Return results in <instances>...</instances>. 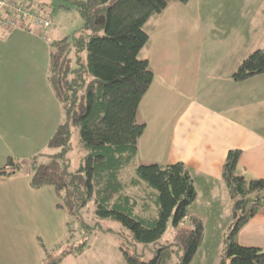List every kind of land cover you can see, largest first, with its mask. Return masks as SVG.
<instances>
[{
  "label": "crops",
  "instance_id": "0c3cea01",
  "mask_svg": "<svg viewBox=\"0 0 264 264\" xmlns=\"http://www.w3.org/2000/svg\"><path fill=\"white\" fill-rule=\"evenodd\" d=\"M190 2L186 5L191 4L190 8L195 9L199 31L200 28L209 32L220 29L222 34L202 36L198 44L190 47L198 49L196 60L193 63L184 58L175 60L176 69L171 75L163 71L162 81L151 68L153 81L137 109V119L146 127L137 142L136 158L127 168L133 170L137 165L152 162L163 166L179 161L194 180L196 195L190 205L201 202L206 209H211L230 205L221 176V164L229 150L241 152L236 167L238 174L264 180V73L239 82L231 78L241 60L257 48L247 37L255 26L250 19L242 24L239 19L228 20L237 19V3L235 7L232 0H227V6L222 8L223 17L219 19L226 22L208 26L203 23H215V19L203 17L210 14L208 3L204 0ZM175 3H170L164 11L171 12L178 4ZM164 11L147 19L149 23L154 22V33L160 32L159 24H155L166 13ZM187 11L174 12L173 19L185 22L182 17ZM186 25H190L188 20ZM180 27L176 23L169 24V35H175ZM31 29L0 32V168L8 158L16 165L13 173L0 175V264L47 262L58 256L57 250L67 237L65 209L56 206L58 198L53 187L34 188L30 184V160L43 156L62 118L61 104L47 80L48 45L59 38L52 39L49 29L40 36L38 28ZM186 48L185 45L177 47L176 59ZM146 60L150 65V58ZM171 88L177 92L172 96L178 99L177 111L170 130L169 150L165 156L157 158L152 153L153 148H149L151 141L146 134L150 126L147 118L154 110L150 96H157L163 89L169 92ZM190 214L202 218L200 214ZM235 237L238 244L264 249V206ZM111 245L114 250L107 256L90 260L92 264H126L118 249V240L113 239ZM86 253L85 248L76 255L70 253L59 264H76Z\"/></svg>",
  "mask_w": 264,
  "mask_h": 264
},
{
  "label": "trees",
  "instance_id": "16d2710c",
  "mask_svg": "<svg viewBox=\"0 0 264 264\" xmlns=\"http://www.w3.org/2000/svg\"><path fill=\"white\" fill-rule=\"evenodd\" d=\"M170 1L188 4L190 0H74L83 25L72 37L49 43L48 75L65 119L58 124L47 147L58 150L49 154V163L30 160V184L34 188L52 186L56 206L73 214L92 200L94 214L111 217L126 227L139 243H154L165 232L167 222L177 226L184 219L192 223L188 231H179L174 245L183 250L179 264H190L201 246L204 226L201 219L188 212L194 201V180L187 167L171 164H140L134 175L124 179L122 172L135 160L139 138L146 124L137 119V109L153 81L148 60L139 57L148 33L147 19L161 13ZM54 17V16H53ZM25 30L31 28L22 27ZM264 73V47L255 49L232 72L239 82ZM79 131L85 154L82 163L67 171L65 155L71 150L70 132ZM240 150L227 152L221 176L232 201L233 220L218 264H264V249L243 246L235 240L237 231L264 206V180L236 172ZM16 165L8 158L0 175L13 173ZM145 183V197L126 193ZM147 197V198H146ZM153 202L156 215L146 216ZM138 208L141 210L138 211ZM142 213V214H141ZM83 243L67 248L42 264H59L64 256L82 252ZM126 264H169L174 248L160 246L149 260L118 248Z\"/></svg>",
  "mask_w": 264,
  "mask_h": 264
},
{
  "label": "rangeland",
  "instance_id": "374dc122",
  "mask_svg": "<svg viewBox=\"0 0 264 264\" xmlns=\"http://www.w3.org/2000/svg\"><path fill=\"white\" fill-rule=\"evenodd\" d=\"M22 1L29 2L30 4L32 3L34 6H39L41 10L54 16L53 25L50 29L48 28L49 35H51L52 39H63L66 36L72 37L75 33H78L83 25L82 18L79 11H77V6L74 4V0ZM232 1L234 6L236 3L238 4V10L235 13L237 19H228L230 20L229 22L237 21L239 19L242 24L250 19L255 26L253 27L252 32L248 31L247 37L250 38L252 46L257 47L256 49L264 47V0ZM204 2L208 3L209 8L207 11L210 12L209 16L206 14L203 16L204 19H215V23L212 24L208 22L203 24L217 26L220 22H226L219 19L220 17H223L222 8L227 6V0H204ZM170 3H175V1H170ZM170 3L167 5V8ZM177 5L174 6L176 10L172 9L171 12H169V10L164 11L166 13L160 17L159 22L155 24V26L159 24L157 28L160 32L154 33V22H147L143 27L144 31H147V33L149 32L148 36L150 34V38L148 37L149 39L147 40L146 45L138 54L141 59L150 58V69L153 68V71L155 70L157 72L156 76L159 81L164 80L165 72L170 75L173 73V69H176L175 64H173L175 60L179 61V59L184 58L191 60L192 63L196 60L198 57V49H191L190 47L198 44V42L201 41L202 36L209 38L213 33L216 34V37L222 34V30L220 29H217L214 32H209L200 28L201 30L199 31L198 23L195 21L194 17L195 9L193 7L190 8L191 4L188 5L189 7L186 4L179 3V5ZM182 10L183 12L188 10L185 16L182 17L185 22L181 21L178 23L173 19L175 16L174 12H181ZM230 16L232 17L233 15L230 14ZM186 20L190 22V25H186ZM174 23H176L177 26L181 25L182 27L179 28L175 35L171 36L169 35L168 26L169 24ZM36 28H38V35L40 33L42 34L41 29L39 27ZM47 30L44 33L48 32ZM182 45L187 46V48L182 50L176 59L175 53L178 51L177 47H181ZM176 94V89L171 88L169 92L166 89H163L157 96H154L153 94L150 96V99L153 100L151 107H154L152 109L156 110H151L149 118H147V121L150 122V126L146 134L151 141L148 143L149 148H153L152 153L157 158H162L169 150L168 142L170 130L174 123L175 112L177 111V109H175L177 105L176 101L178 100L172 96H176ZM157 104H160V106ZM61 114L62 118L60 121L62 122L65 119V115L63 112ZM138 120H140V118ZM70 137L71 150L64 157L68 164L67 171L72 172L82 163L85 150L81 147L79 131L74 126L71 127ZM46 149L47 150L43 152V156L38 159L40 163H49L50 157H48V155L59 151V149L55 150L50 147H46ZM122 175L124 179L129 178L134 175V169L127 168L123 170ZM145 186L146 184L143 182L141 188H130L126 193L129 195L131 194L137 199L139 197H145L143 191ZM138 200V202L141 201V199ZM147 202L150 204V209L142 213L146 216L156 215L157 213L155 206L153 205L154 203L149 200H147ZM231 205L232 201H230V205H221L211 209H206L205 205L201 202L199 204L195 203L190 205L188 209L189 213H196L197 215L200 214L202 216L201 222H203V234L205 235L201 242V246L193 255L190 264L219 263L221 259V251L224 247L223 238L228 235L227 232L229 227L235 222L233 220V210H231ZM94 209L95 204L90 200L84 207H76L73 214H70L69 212L66 213L65 210V217L68 223L67 237L66 241H64V243L58 248V255L64 252L65 249L75 247L86 241L85 249L87 253L85 257H83L84 259L77 261L76 264H92L90 260L97 258L100 255L103 257L107 256L110 250H114L111 244L113 239H117L120 247L122 246L127 249L130 254H136L142 260H149L152 258L156 249L160 246L171 244L175 251L172 254V259L169 264L180 263V256L182 255L183 250L180 249L179 246L174 245V243L177 242L179 231H188L191 229L192 223H190L189 220L187 221V219H184L179 222V225L175 226L172 224V220L169 219L166 230L159 239L154 243L142 244L134 240L128 229L113 218H101L95 216ZM140 210L141 209L138 208V211Z\"/></svg>",
  "mask_w": 264,
  "mask_h": 264
},
{
  "label": "built area",
  "instance_id": "2783aa9c",
  "mask_svg": "<svg viewBox=\"0 0 264 264\" xmlns=\"http://www.w3.org/2000/svg\"><path fill=\"white\" fill-rule=\"evenodd\" d=\"M54 17L39 6L22 0H0V32L14 28L39 27L42 34L53 25Z\"/></svg>",
  "mask_w": 264,
  "mask_h": 264
}]
</instances>
